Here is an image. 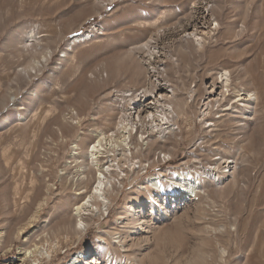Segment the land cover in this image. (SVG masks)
I'll return each instance as SVG.
<instances>
[{
    "label": "rangeland",
    "instance_id": "1",
    "mask_svg": "<svg viewBox=\"0 0 264 264\" xmlns=\"http://www.w3.org/2000/svg\"><path fill=\"white\" fill-rule=\"evenodd\" d=\"M195 2L0 0V264H67L82 249L93 255L83 264H264V0H216L219 29L203 45L178 35ZM94 23L93 38L70 46ZM35 26L40 38L27 40ZM157 33L177 35L166 41L181 132L117 156L108 215L84 214L81 225L75 207L97 185L90 150L121 115L111 95L144 84L136 49ZM221 69L258 104L253 121L230 113L210 132L197 106ZM214 151L237 168L224 183L204 180L197 197L147 180L203 170Z\"/></svg>",
    "mask_w": 264,
    "mask_h": 264
},
{
    "label": "bare ground",
    "instance_id": "2",
    "mask_svg": "<svg viewBox=\"0 0 264 264\" xmlns=\"http://www.w3.org/2000/svg\"><path fill=\"white\" fill-rule=\"evenodd\" d=\"M215 2L216 0H196L193 4V15L190 17L192 19L187 23L185 22L186 24L183 23L184 25L181 26V32L178 34L181 40H192L196 44L203 45L209 38L216 36L219 23L213 15ZM98 26V24H95L91 30L87 29L82 34L73 37L70 46L93 38V31L99 29ZM158 33L157 36H151L149 39L140 43L136 49L137 57L145 66L146 79L144 84L138 89H115L111 95L113 101L119 100L122 103L118 105L121 115L117 120L115 129L111 132L112 135H104L99 138L90 150L92 158L96 160L94 161V165L97 170V185L88 193L86 190L77 193V195L87 193L83 202L75 207L74 214L79 217L78 222L81 225H87L83 217L84 214L104 215L105 210H107L105 216L108 215L109 205L111 204L108 196L109 190L110 188L114 190L113 181L108 175L111 173V167L115 166V164L117 167H121L118 163L119 161L115 163L117 156L124 155L126 151H131L132 147H134L133 145L136 148L143 145L148 146L154 140L166 141L171 136L175 137L181 132L177 123L178 114L172 102L175 92L170 82L171 79L169 80L170 77L168 76V62L173 59V54L170 50V44L166 41L167 38H170L169 36L173 35V37H177V35L164 33L163 37L162 34L159 36ZM38 38H40L39 30L38 26H35L29 31L27 40H35L36 42ZM196 96L197 90L191 88L188 96V104L194 102ZM112 103H109L110 106ZM257 104L258 97L256 92L248 91L246 88L233 87L229 70L221 69L216 72L212 80L206 83L204 95L199 100L197 110L204 129H208L207 131L211 132L215 130L218 122L230 113L239 112L246 114L249 116L247 118L248 121H250L249 118L253 121ZM75 118H80L77 112L72 116V119ZM109 136H112L117 141L115 145L110 143L112 138L110 139ZM203 142L201 141L200 144ZM105 149H108V151H104ZM105 153H107L109 158L106 163L108 164L107 166L105 163H102V159H99L101 155L104 157L106 155ZM112 154L115 158L112 157ZM213 155V164L209 163L205 167L201 165L199 168L203 170L199 171L194 168L193 170L189 169V171H175L172 178H168L165 175H151L147 180L158 192L163 191L164 182H170L176 187L173 193L175 196L183 191L185 194L188 193L190 196L197 197L204 190V180L211 179L214 182L224 183L232 176L237 168L236 159H226L217 151H214ZM159 158V161L161 160L165 163L172 160V156L167 155L166 152H161ZM143 166L144 164H141L138 168L143 169ZM148 166L144 168L147 169ZM205 168H208L209 171ZM201 173L204 175L202 176ZM85 177L86 175L84 174L83 176L80 175L77 184L85 183ZM100 239L103 240L102 237ZM92 256L88 249H82L67 264H83V262H88ZM97 258L99 257L94 259Z\"/></svg>",
    "mask_w": 264,
    "mask_h": 264
},
{
    "label": "built area",
    "instance_id": "3",
    "mask_svg": "<svg viewBox=\"0 0 264 264\" xmlns=\"http://www.w3.org/2000/svg\"><path fill=\"white\" fill-rule=\"evenodd\" d=\"M95 24H96V23L92 24V25L89 26L87 29H90V30H91ZM98 27H99V26H98ZM87 29H86V30H87ZM97 30H98V29H95V30L93 31V35H94V33H95Z\"/></svg>",
    "mask_w": 264,
    "mask_h": 264
}]
</instances>
